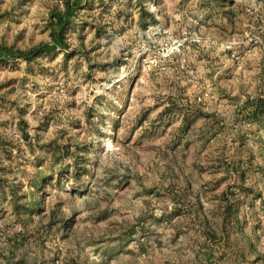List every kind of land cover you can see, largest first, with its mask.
<instances>
[{
    "label": "rangeland",
    "instance_id": "374dc122",
    "mask_svg": "<svg viewBox=\"0 0 264 264\" xmlns=\"http://www.w3.org/2000/svg\"><path fill=\"white\" fill-rule=\"evenodd\" d=\"M0 264H264V0H0Z\"/></svg>",
    "mask_w": 264,
    "mask_h": 264
}]
</instances>
